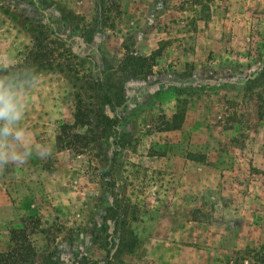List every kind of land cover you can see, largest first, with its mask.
I'll return each instance as SVG.
<instances>
[{"label":"rangeland","instance_id":"rangeland-1","mask_svg":"<svg viewBox=\"0 0 264 264\" xmlns=\"http://www.w3.org/2000/svg\"><path fill=\"white\" fill-rule=\"evenodd\" d=\"M4 10L49 30L116 123L59 150L78 90L60 74L15 81L51 155L0 171V251L32 216L49 232L31 237L36 264H264V0H0L11 67L31 39Z\"/></svg>","mask_w":264,"mask_h":264},{"label":"trees","instance_id":"trees-1","mask_svg":"<svg viewBox=\"0 0 264 264\" xmlns=\"http://www.w3.org/2000/svg\"><path fill=\"white\" fill-rule=\"evenodd\" d=\"M4 13L30 37L31 45L26 48L25 55L20 63L11 67L0 68V78L11 80L13 83L15 81L27 82L31 75L29 68H33L37 73V77L42 73L60 74L68 84L77 89L78 91L74 95V122L72 125L60 127L59 134L56 137V145L59 150H73L81 154L83 149L96 141L95 132L105 130L109 126H115L116 119L113 118L112 121H109L107 118L95 113L88 96L90 86L81 80L79 73L71 64L70 54L60 42L51 38V33L45 26L31 22L28 18H18L16 14L10 13L8 10H4ZM105 100L109 105L110 100L107 96ZM257 101H261L259 95ZM257 109L258 118L264 120V104H259ZM182 120V112L173 115L174 125L169 130L179 129ZM77 128H85V133L76 132ZM116 208L117 211L113 218L115 231L125 226L128 215L127 210L120 209L118 206ZM38 233L43 234L46 238L49 236V232L42 228L40 219L31 216L21 220L20 228L10 233L7 248L0 251V264H36L39 254L31 237ZM137 247L138 241L133 239L122 245L120 254L122 252L133 253Z\"/></svg>","mask_w":264,"mask_h":264},{"label":"clouds","instance_id":"clouds-1","mask_svg":"<svg viewBox=\"0 0 264 264\" xmlns=\"http://www.w3.org/2000/svg\"><path fill=\"white\" fill-rule=\"evenodd\" d=\"M10 67L6 58H0V68ZM29 89L37 82L35 69L29 68ZM29 106L28 91L14 85L11 80L0 78V171L9 165L23 166L33 157L47 158L51 148L33 143L23 121Z\"/></svg>","mask_w":264,"mask_h":264}]
</instances>
